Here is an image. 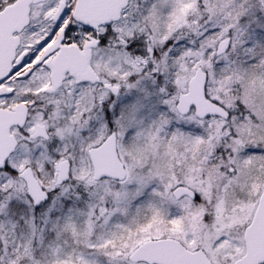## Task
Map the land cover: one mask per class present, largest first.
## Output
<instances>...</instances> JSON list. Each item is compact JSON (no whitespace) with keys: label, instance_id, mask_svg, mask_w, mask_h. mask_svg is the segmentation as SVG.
I'll use <instances>...</instances> for the list:
<instances>
[{"label":"snow or ice","instance_id":"1","mask_svg":"<svg viewBox=\"0 0 264 264\" xmlns=\"http://www.w3.org/2000/svg\"><path fill=\"white\" fill-rule=\"evenodd\" d=\"M0 264H264V0H0Z\"/></svg>","mask_w":264,"mask_h":264}]
</instances>
